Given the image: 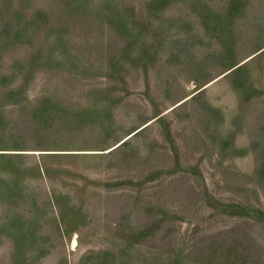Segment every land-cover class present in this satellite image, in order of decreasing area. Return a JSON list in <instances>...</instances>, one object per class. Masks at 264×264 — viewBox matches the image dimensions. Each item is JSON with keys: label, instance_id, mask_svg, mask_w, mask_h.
<instances>
[{"label": "rangeland", "instance_id": "obj_1", "mask_svg": "<svg viewBox=\"0 0 264 264\" xmlns=\"http://www.w3.org/2000/svg\"><path fill=\"white\" fill-rule=\"evenodd\" d=\"M0 264H264V0H0Z\"/></svg>", "mask_w": 264, "mask_h": 264}, {"label": "bare ground", "instance_id": "obj_2", "mask_svg": "<svg viewBox=\"0 0 264 264\" xmlns=\"http://www.w3.org/2000/svg\"><path fill=\"white\" fill-rule=\"evenodd\" d=\"M75 242H76V240H75ZM75 245V244H74Z\"/></svg>", "mask_w": 264, "mask_h": 264}]
</instances>
